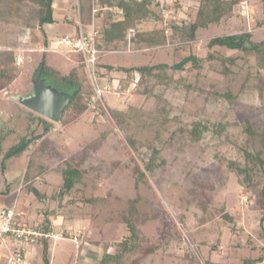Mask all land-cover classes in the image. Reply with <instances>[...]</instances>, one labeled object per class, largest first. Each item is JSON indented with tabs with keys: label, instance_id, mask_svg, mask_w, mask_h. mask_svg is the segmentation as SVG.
Wrapping results in <instances>:
<instances>
[{
	"label": "rangeland",
	"instance_id": "obj_1",
	"mask_svg": "<svg viewBox=\"0 0 264 264\" xmlns=\"http://www.w3.org/2000/svg\"><path fill=\"white\" fill-rule=\"evenodd\" d=\"M67 1L63 8L68 11L63 13L57 11L62 0L53 1L56 21L43 26L48 40L44 45L35 19L37 4L31 0H0V52L13 50L24 56L17 66L18 76L0 90V187L5 181L13 184V191L3 205L13 204L20 209V223L28 227L40 226L45 208L52 210L48 219L55 227L54 233L60 230L65 233L64 237L47 238L50 264H99L105 243L118 241L126 234L122 216L131 198L137 199L138 210L148 216L159 208L157 201H161L186 239L181 244L173 241L166 252L158 248L144 258L139 250L130 252L120 264H132L136 259L137 264H201V261L204 264V258L228 262L219 254H230V264H244L241 258L254 255V249L264 246L259 226L261 212L255 200L264 187V163L254 158L264 161V91H260L264 70L258 67L252 53L215 46V52L235 58V63L226 64L227 74L222 73L224 68L215 58L203 60L198 69L189 68V64L182 70L156 68L138 92L132 94L118 96L115 91L125 90L110 92L99 84L107 116L111 109L125 113L121 125L111 119L114 130L102 144L96 145L94 139L107 128L110 119L98 110L89 111L69 127L56 123L40 138L42 149L32 145L20 157L6 160V168L2 169L3 151L32 127L36 133L40 132L42 127L38 123L47 120L17 100L32 93L35 68L43 53L46 62L61 74L72 67L69 54H65L57 40L74 32V25L67 21H78V0ZM199 1L154 0L151 3L154 14L139 21L135 29L165 28L168 36L165 44L140 47L120 44L119 52L102 55V61L125 66H171L189 53L205 57L207 42L218 35L250 31L254 41L264 40V24H259L264 17L262 1L243 0L218 22L199 27L194 40L177 41L168 31L169 22L172 19L178 24L181 19L193 22ZM108 9L118 12L115 7ZM64 14L67 15L63 17ZM52 38H57L53 44L60 51H42ZM112 75L121 86L127 85L124 73ZM226 92L231 96H226ZM199 121L208 130L194 141L187 131ZM154 148L158 151L156 165L148 173L152 189L143 184L136 189L132 162L125 149L144 167ZM229 162L249 173V184L242 186L243 174L231 171ZM67 166L80 169L81 176L70 193L59 195L61 173ZM30 185L44 199L36 197ZM224 212L230 215V221L223 218ZM138 221V234L150 241L165 234L157 218ZM81 229L80 237L73 239ZM5 245L1 248L7 252ZM27 261L41 264L40 254ZM16 264L22 262L17 260Z\"/></svg>",
	"mask_w": 264,
	"mask_h": 264
},
{
	"label": "trees",
	"instance_id": "obj_2",
	"mask_svg": "<svg viewBox=\"0 0 264 264\" xmlns=\"http://www.w3.org/2000/svg\"><path fill=\"white\" fill-rule=\"evenodd\" d=\"M31 1L38 6L35 19L44 38L43 44L47 45L48 40L43 26L45 24H52L56 21L53 7L54 0ZM93 1L96 2L94 7H92ZM153 1L154 0H78V23L77 31L74 35H77L79 28H81L84 33L88 32L90 25L95 19L94 25L99 33L96 45L99 50L119 52V50H117L119 45L126 43L132 47H140L142 45H163L168 38L165 28H157L150 31L135 29L136 24L139 21L146 20L154 14L151 8V3ZM242 1L243 0H200L193 22L191 21L189 23H185L184 20L181 19V24H178L174 21V19H172L169 22L168 31H170V34L179 42L194 40L196 37V31L199 27H204L209 23L218 22L220 18L230 14L234 7L237 5L240 6ZM261 1L263 4L264 14V0ZM111 7H115L118 12L107 11L109 10L108 8ZM93 9L96 10L95 16H93ZM97 19L100 21V26L96 25ZM259 24H264V17ZM131 29L134 30V33L132 36H129L128 33ZM206 46L208 48V53L205 57H198L195 54L189 53L188 55L183 56L179 62L171 66L167 64L125 66L110 62H103L101 57H99L95 63L96 83L98 86L99 84L109 85L111 87L110 92L115 91L116 89H124L128 94H132L138 92L139 86L143 85L147 76L151 75L152 71L156 68L168 67L173 70H182L186 64H189V68L198 69L200 68L203 60H210L214 58L221 62L224 68L222 73L227 74L229 69L226 64L235 63V58L215 52L213 49L215 46L242 51L244 54L252 53L256 58L258 67L264 70V40L258 42L254 41L250 31H242L239 33L223 34L212 37L207 42ZM15 55L17 57V54L13 50L0 52V90L8 87L18 76L19 67L17 66H20V64L24 61V56L23 61L18 64ZM68 56L69 60L72 62V67L66 74H61L58 70L47 63L44 53L35 68V73L37 75L38 72L41 71V77L48 79L47 82L58 89L68 92L74 90L76 91L75 95L66 105L61 115L59 124L64 128L69 127L74 122L81 119L86 112H92L93 110H98L99 113L104 115L108 120L110 119L109 121L107 120V128L94 139L95 144L100 145L106 136L114 130L111 119L112 121H115V123L121 125L124 121L125 113L120 109H111L110 116H107L108 109L104 106V101L102 99L95 100V109H90V103L94 96V87L84 66L82 53L78 50H74L69 53ZM113 72H121L125 74L124 78L127 81V85H125V87L121 86L119 80L115 79V76L112 75ZM260 91H264V85L260 87ZM225 95L228 97L231 96L228 92H226ZM93 117H95V115ZM38 124H41L42 127L40 132L36 133L34 131L35 127H32L30 132L21 135L17 142L3 151V158L1 162L3 170L6 168V160L9 158L20 157L24 152L28 151L32 145L39 150L42 149L43 143L40 138L45 137L53 129V125H56V123L46 120L45 122L42 121ZM207 130V125L199 121L194 123L187 132L192 140L198 141L202 138V134ZM215 132H220V129H215ZM129 141L135 148L132 139L129 138ZM125 150L132 162L131 175L133 176L135 188L137 189L139 184H143L145 187L152 189L148 173H152V170L156 165L154 159L158 151L154 148L150 158L145 162L144 167H142L136 161L132 153L128 152L127 149ZM254 158H257L256 162L260 164L264 163V161L260 160L258 157ZM228 166L229 169L234 171L236 174L240 176L243 174L244 179H242V186L245 183L249 184L250 175L246 172V170L242 169V167L233 162H229ZM61 174L62 185L58 193L59 195L67 194L72 191L75 183L81 176V171L76 167L67 166L63 169ZM28 180L29 178L25 174V181L28 182ZM12 186L13 184L11 181H5L3 187H0V205H3V202L13 191ZM30 191L36 197L44 199V195H42L35 186L30 185ZM152 192L157 200L158 197L154 191ZM255 200L257 202L258 210L261 212L259 226L263 235L262 237L264 238V187L260 191L259 195H256ZM86 201L92 202V200ZM157 202L159 208L154 211L151 216H148L138 210L137 199L131 198L128 200L126 206L127 212L122 216L123 222L126 226V234L118 241L105 243V249L99 264H110L111 262L114 264H120L126 254L137 250L141 251V256L144 258L146 254L153 253L158 248H162V251L166 252L167 248L173 245L171 244L173 241H177L180 244L185 241L186 237L182 228L175 220L172 213L161 201L158 200ZM51 213L52 210H47L46 208L43 212L42 221L46 230L51 227V221L48 219ZM222 216L224 219L229 221L231 220L230 215L226 212H224ZM140 218L143 220H153L157 218L160 221L161 228L164 230L165 234L153 239L152 241H150L145 235L138 234L137 226L139 222L138 219ZM80 231L83 233V229ZM39 244L41 264H50L48 256L49 241L43 239L39 242ZM263 248L264 246L259 248L258 256L254 259H250L247 264H254L256 262L263 261L264 253L263 255L261 254ZM211 249L214 250L215 247L211 246ZM191 258L196 262L198 260L194 255H192ZM204 260V264H218L212 262L209 258H204ZM137 262L138 259L134 260L132 264H137Z\"/></svg>",
	"mask_w": 264,
	"mask_h": 264
},
{
	"label": "built area",
	"instance_id": "obj_3",
	"mask_svg": "<svg viewBox=\"0 0 264 264\" xmlns=\"http://www.w3.org/2000/svg\"><path fill=\"white\" fill-rule=\"evenodd\" d=\"M95 12L96 10L93 9V16H95ZM133 33L134 30L131 29L129 31V36H132ZM98 35L99 33L93 20L88 32L84 33L82 29L79 28L77 35H63L60 39H57L64 47L65 54H69L74 50H78L82 53L84 66L94 87V96L90 103V109H95V100L102 99V90L96 83L95 63L102 55L112 52L110 50L103 51L97 48L96 40ZM54 42L50 43L48 47L42 48V51H60L59 46H55L53 44ZM20 51L24 50L22 49ZM16 59L17 63L20 64L23 61V54L17 52ZM103 88L106 91H111V87L107 84L103 85ZM126 92L127 91H115L114 93L119 96V94H126ZM20 219H22V212L20 209H17L16 206L13 204L9 206L0 205V245L6 244L9 246L11 264H16L17 260L18 262H24L22 259H24V254L29 246L35 245L43 239L47 240L49 237L54 239L64 237L62 235L65 233L63 230L54 233L55 227L52 223H50L51 227L46 230L43 221L40 226L28 227L22 225ZM77 234L78 235H73V239H76L77 236L80 237L81 231L78 230ZM254 264H264V260Z\"/></svg>",
	"mask_w": 264,
	"mask_h": 264
},
{
	"label": "water",
	"instance_id": "obj_4",
	"mask_svg": "<svg viewBox=\"0 0 264 264\" xmlns=\"http://www.w3.org/2000/svg\"><path fill=\"white\" fill-rule=\"evenodd\" d=\"M75 90L68 92L58 89L41 77L38 72L32 81V93L18 97V102L45 119L59 123L66 105L75 95Z\"/></svg>",
	"mask_w": 264,
	"mask_h": 264
},
{
	"label": "crops",
	"instance_id": "obj_5",
	"mask_svg": "<svg viewBox=\"0 0 264 264\" xmlns=\"http://www.w3.org/2000/svg\"><path fill=\"white\" fill-rule=\"evenodd\" d=\"M64 2H67L68 3V1L67 0H62V5H61V8H58L57 9V11H59V12H61V13H63V12H65L66 10L68 11V9L67 8H63V6H64V4L65 5H67V3H64ZM53 7H54V2H53ZM63 8V9H62ZM56 10L54 9V12H55ZM68 14V13H67ZM67 14H64L63 15V17L65 16V15H67ZM54 17H55V15H54ZM67 19H69V18H67ZM67 22H70V23H72L73 25H74V27H75V30H74V32H72V33H70V34H67V35H74L75 33H76V31H77V23L78 22H71V21H67ZM94 22H95V19H94ZM96 23L97 24H99L100 23V21L97 19L96 20ZM50 25V24H49ZM63 36V35H62ZM49 38V37H48ZM53 40L52 41H50L49 42V44L50 43H52V42H54L57 38H52ZM103 60H104V58H103ZM1 247H4V246H1L0 245V263L2 262V264H11V253L9 252L10 250H9V246L8 245H5V248H6V250H7V252H5L4 251V248H1ZM258 249L259 248H257V249H254L253 251L254 252H256L254 255H249V256H247V257H243V258H241L242 260H243V262H244V264H245V262H246V264L249 262V260L250 259H254V258H256L257 256H258V254H259V251H258ZM218 254H219V252L216 250V248L214 249ZM40 254V248H38V245L37 244H35V245H32V246H29L28 248H27V250H26V252H25V254H24V262H22V264H29V262L27 261L28 259H30L31 257H34L35 259L38 257V255ZM220 256H221V258H223V259H227V261L229 262V257H230V254L229 255H223V254H219ZM212 262H215V263H218V264H230V262L228 263V262H226L225 260H217V261H215V260H213V259H211V258H209Z\"/></svg>",
	"mask_w": 264,
	"mask_h": 264
}]
</instances>
